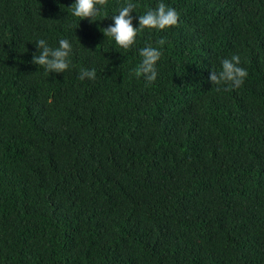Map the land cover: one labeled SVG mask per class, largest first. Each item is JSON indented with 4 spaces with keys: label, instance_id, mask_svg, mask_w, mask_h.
I'll return each instance as SVG.
<instances>
[{
    "label": "trees",
    "instance_id": "1",
    "mask_svg": "<svg viewBox=\"0 0 264 264\" xmlns=\"http://www.w3.org/2000/svg\"><path fill=\"white\" fill-rule=\"evenodd\" d=\"M0 264H264V0H0Z\"/></svg>",
    "mask_w": 264,
    "mask_h": 264
}]
</instances>
